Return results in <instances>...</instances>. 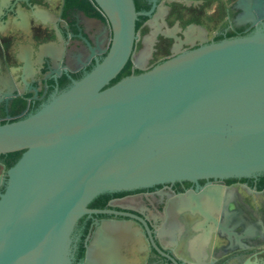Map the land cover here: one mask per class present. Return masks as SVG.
Listing matches in <instances>:
<instances>
[{
    "label": "water",
    "instance_id": "water-1",
    "mask_svg": "<svg viewBox=\"0 0 264 264\" xmlns=\"http://www.w3.org/2000/svg\"><path fill=\"white\" fill-rule=\"evenodd\" d=\"M93 1L110 27L105 56L0 124V153L22 151L0 193V264H169L164 203L264 191V27L109 84L131 58L137 12Z\"/></svg>",
    "mask_w": 264,
    "mask_h": 264
},
{
    "label": "flooded vegetation",
    "instance_id": "flooded-vegetation-1",
    "mask_svg": "<svg viewBox=\"0 0 264 264\" xmlns=\"http://www.w3.org/2000/svg\"><path fill=\"white\" fill-rule=\"evenodd\" d=\"M133 1L137 30L122 68L129 75L264 27V0ZM110 36L93 0H0V124L28 117L83 77ZM21 152L0 153V193ZM212 191L200 209H171L178 198L163 204L158 228L169 264H264V191Z\"/></svg>",
    "mask_w": 264,
    "mask_h": 264
},
{
    "label": "trees",
    "instance_id": "trees-1",
    "mask_svg": "<svg viewBox=\"0 0 264 264\" xmlns=\"http://www.w3.org/2000/svg\"><path fill=\"white\" fill-rule=\"evenodd\" d=\"M126 75H129V68L122 69V71L113 80H111L110 84L114 83L115 81Z\"/></svg>",
    "mask_w": 264,
    "mask_h": 264
}]
</instances>
